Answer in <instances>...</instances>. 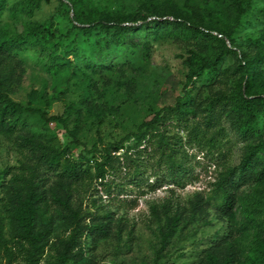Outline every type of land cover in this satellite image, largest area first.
<instances>
[{
    "label": "rangeland",
    "instance_id": "1",
    "mask_svg": "<svg viewBox=\"0 0 264 264\" xmlns=\"http://www.w3.org/2000/svg\"><path fill=\"white\" fill-rule=\"evenodd\" d=\"M153 1L154 8L151 0H125L132 14L141 11L149 21L175 19L189 25L185 20L194 12L185 0ZM251 2L250 12L233 34V45L228 42L234 53L223 59L217 77L196 78L188 88L190 120L219 140L221 154L188 147L194 177L185 188L171 191L173 186L164 185L151 192L147 184L155 179L150 171L144 177L148 183L141 187L128 185L124 171L117 173L114 179L124 189L114 188L111 195L99 182L68 179L45 162L44 148L68 147L69 157L78 160L83 147L74 144L63 127L47 125L38 117H28L11 138H0V199L6 197L14 205L21 196L25 200L28 190L17 188L15 178L29 180L30 174L36 192L49 198L51 213L43 220L53 231L48 260L56 257L79 221L92 230L83 234L75 264H245L256 235L264 237V175L260 174L264 164L259 163L253 176L235 189L236 202L229 214L223 211V199L214 192L213 183L223 170L239 172L248 146L256 142L240 138L232 121L234 98L239 90L248 89V62H257L263 72L249 90L264 97V0ZM38 3L0 1V26L20 34L27 25L54 17L58 36L70 31L71 14L59 0ZM193 3L215 10L218 16L213 21L229 23L227 0ZM151 9L155 15H150ZM140 29L133 38L137 48L112 43L111 35L96 31L78 41L71 37L58 50L52 43L25 47L12 62L3 57L2 67L10 64L17 79L11 97L48 116H61L69 104L76 105L82 116L76 136L88 149L100 139L119 141L183 96L189 72L184 60L190 56L187 50L194 48L182 35L178 41L146 47V32ZM93 68L101 73L93 75ZM73 125L71 121L68 130ZM96 226L104 230L93 231Z\"/></svg>",
    "mask_w": 264,
    "mask_h": 264
},
{
    "label": "trees",
    "instance_id": "2",
    "mask_svg": "<svg viewBox=\"0 0 264 264\" xmlns=\"http://www.w3.org/2000/svg\"><path fill=\"white\" fill-rule=\"evenodd\" d=\"M0 1L4 3L6 0ZM39 1L41 0H37V3ZM227 1L231 13L229 23L213 21L212 17H217L218 13L207 7L198 8L193 0H185V5L194 12L185 20L189 25L175 19L154 18L149 21V16L141 11L132 14L125 0H59L60 7H66L71 14V29L65 35H57L54 17L29 24L20 34H11L8 27L0 26V138H11L26 123L28 117H38L47 125L56 123L63 127L72 142L83 147L81 159L78 160L69 157L68 147L44 148L47 150L42 156L45 162L61 170L68 179L77 181L83 178L99 182L103 191L111 195L114 188H119V192L124 189L114 179L117 173L124 171L130 181L128 185L135 183L141 187L148 183L149 178L144 177L150 171V177L155 179L147 184L151 192L164 185L173 186L171 191L175 187L185 188L194 177L188 147L199 148L200 151L208 149L221 154L219 140L190 120L191 92L188 88L196 78L214 80L223 59L234 53L228 47V42L233 45V34L250 12L252 2ZM151 6L154 8L156 2L151 0ZM149 11L150 15H155L152 9ZM140 27L146 32V47L178 41V36L182 35L184 41L194 48L187 50L190 56L184 60L189 72L183 96H177L173 104L161 108L149 121L141 123L135 131L119 141L105 143L100 139L88 149L76 136L81 127L79 120L82 118L76 105L69 104L61 116H48L45 111L24 106L11 97L17 79L10 64L2 67L3 57L12 62L25 47H45L52 43H55L54 48L58 50L63 41L71 37L74 41L89 38L96 31L111 35L112 43L137 48L133 38L141 31ZM177 29L180 32L173 34L172 30ZM137 53L135 51L132 55ZM68 63L72 66L71 62ZM60 65L65 64L61 62ZM248 65V89L246 93L242 90L237 92L232 106V121L240 138L246 141L255 139L256 142L248 146L239 172L236 169L223 170L213 183L214 192L223 199L222 209L226 214L231 213L236 202L235 189L253 176L259 163L264 164V97L249 90L253 87L254 80L260 79L263 72L257 62H248ZM100 73V70L93 68V75ZM71 121L74 125L72 130H68ZM260 174L264 175V167ZM33 179V174L29 175V180L20 176L15 178L17 188L28 190L25 200L21 196L14 205L13 200L8 203L6 197L0 199V264H75L81 252L83 234L92 228L77 221L67 240L61 243L56 257L52 261L48 260L46 255L51 248L53 231L52 227L43 224V220L50 215L51 205L48 197L36 192ZM3 193L7 194V187ZM61 203L67 205L65 201ZM103 230L98 226L93 228V231ZM245 264H264V237L256 235Z\"/></svg>",
    "mask_w": 264,
    "mask_h": 264
}]
</instances>
